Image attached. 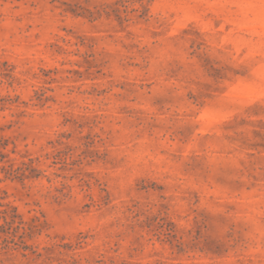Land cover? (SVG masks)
<instances>
[{
	"label": "rangeland",
	"instance_id": "obj_1",
	"mask_svg": "<svg viewBox=\"0 0 264 264\" xmlns=\"http://www.w3.org/2000/svg\"><path fill=\"white\" fill-rule=\"evenodd\" d=\"M0 264H264V0H0Z\"/></svg>",
	"mask_w": 264,
	"mask_h": 264
}]
</instances>
